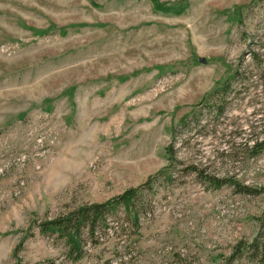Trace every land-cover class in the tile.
I'll use <instances>...</instances> for the list:
<instances>
[{
	"label": "rangeland",
	"instance_id": "374dc122",
	"mask_svg": "<svg viewBox=\"0 0 264 264\" xmlns=\"http://www.w3.org/2000/svg\"><path fill=\"white\" fill-rule=\"evenodd\" d=\"M186 4L176 16L150 0H0V264H227L264 233V150L251 156L264 142V0ZM236 71L226 104L208 98ZM171 145L260 194L195 174L158 183L139 243L110 233L77 262L41 235L69 207L144 184Z\"/></svg>",
	"mask_w": 264,
	"mask_h": 264
},
{
	"label": "trees",
	"instance_id": "16d2710c",
	"mask_svg": "<svg viewBox=\"0 0 264 264\" xmlns=\"http://www.w3.org/2000/svg\"><path fill=\"white\" fill-rule=\"evenodd\" d=\"M156 11L170 13L176 16L186 11L188 5L186 1L175 7H167L160 0H150ZM93 6L98 5L93 2ZM257 60H259L257 58ZM242 77L239 71L216 89L208 98L220 100L225 103L229 99V93L233 84ZM224 104V105H225ZM224 105L220 111L224 110ZM264 150V142L255 143L251 148L252 157L258 156ZM167 166L156 174L150 176L147 181L135 188H129L122 194L117 195L103 203H87L77 207H69L66 211L55 216L53 219L44 220L39 223V232L43 236L57 235L65 241L69 251L68 257L74 261H80L84 258L87 245L97 247L101 244V239L105 235L112 233L120 241L129 242L132 240L135 244L139 243L142 233L141 218L148 212L151 213V201L147 198V192L154 193L156 184L158 186H171L184 176L195 174L199 178L208 182L213 189H220L225 186H233L238 194L248 196H258L260 193L255 189L240 184L233 178L215 177L205 175L203 170L195 165L185 166L177 157L174 146L167 148ZM180 170L181 176L177 174ZM261 225L264 227V213L260 218ZM246 259L251 264H264V233H262L253 243L240 242L232 255L228 258L227 264Z\"/></svg>",
	"mask_w": 264,
	"mask_h": 264
},
{
	"label": "water",
	"instance_id": "95a60500",
	"mask_svg": "<svg viewBox=\"0 0 264 264\" xmlns=\"http://www.w3.org/2000/svg\"><path fill=\"white\" fill-rule=\"evenodd\" d=\"M201 62L205 64L207 61L206 60H202Z\"/></svg>",
	"mask_w": 264,
	"mask_h": 264
}]
</instances>
